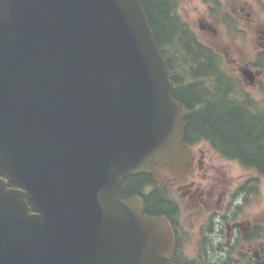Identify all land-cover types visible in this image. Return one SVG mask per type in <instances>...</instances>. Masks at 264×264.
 Masks as SVG:
<instances>
[{
    "label": "water",
    "instance_id": "95a60500",
    "mask_svg": "<svg viewBox=\"0 0 264 264\" xmlns=\"http://www.w3.org/2000/svg\"><path fill=\"white\" fill-rule=\"evenodd\" d=\"M184 116L139 0H0V264L171 260L118 190L192 172Z\"/></svg>",
    "mask_w": 264,
    "mask_h": 264
},
{
    "label": "flooded vegetation",
    "instance_id": "af4514ba",
    "mask_svg": "<svg viewBox=\"0 0 264 264\" xmlns=\"http://www.w3.org/2000/svg\"><path fill=\"white\" fill-rule=\"evenodd\" d=\"M220 2V7H213L208 0L205 2V14L196 19V39L221 57L226 76L238 81L244 92L256 95L264 89V3L257 8L241 0ZM245 47L249 49L245 50ZM232 89L236 88L233 86ZM207 146L204 141L187 146L193 155L190 174L156 183L172 206L170 213L146 214L145 200L139 196L143 200L144 213L167 219L174 233L175 251L194 264H264L261 225L245 221L241 209L252 197L250 192L257 196L259 191L251 185L245 187L247 180L235 185L224 182L218 172L219 160L215 157L219 154ZM7 187L16 188L13 184H7ZM155 190L158 189L154 185L147 186L146 195ZM185 213L201 219L194 233L196 240H191L195 253L191 258L181 252L184 246L179 234L183 230Z\"/></svg>",
    "mask_w": 264,
    "mask_h": 264
},
{
    "label": "trees",
    "instance_id": "16d2710c",
    "mask_svg": "<svg viewBox=\"0 0 264 264\" xmlns=\"http://www.w3.org/2000/svg\"><path fill=\"white\" fill-rule=\"evenodd\" d=\"M208 1L216 7V1ZM139 2L165 61L171 96L185 109V145L207 142L220 157L255 174L245 187L258 189L259 179H264V109L243 91L238 81L226 76L221 57L196 39L194 31L177 12V0ZM233 86L236 89L230 90ZM153 185L158 190L147 196L146 187ZM132 196L144 198L146 214L168 215L172 209L163 189L144 174L122 181L118 197L123 200ZM158 264H194V261L181 258L179 251H175L171 260Z\"/></svg>",
    "mask_w": 264,
    "mask_h": 264
},
{
    "label": "rangeland",
    "instance_id": "374dc122",
    "mask_svg": "<svg viewBox=\"0 0 264 264\" xmlns=\"http://www.w3.org/2000/svg\"><path fill=\"white\" fill-rule=\"evenodd\" d=\"M216 1L218 7H220V0ZM223 3L225 0H221ZM243 2H248L249 5L256 6L257 8L262 7L264 0H241ZM262 2V3H261ZM216 5V7H217ZM205 1L204 0H177V12L179 16L190 26L194 31L196 28V19L197 16L205 14ZM252 48V47H251ZM248 50V47L244 48ZM242 87V86H241ZM253 100L262 106L264 109V89H261L256 95L248 94ZM209 149L210 147L207 146ZM215 153V152H214ZM216 154V153H215ZM218 158L220 164V170H218L220 178L226 183L238 184L244 182L248 179H253L255 174L247 170H243L237 163L225 160L219 155H215ZM258 194L255 197H252L249 202H246L245 206L241 209L243 211L242 216L245 221H255L261 225V230L264 233V179L260 178L258 183ZM175 195V194H174ZM183 230L180 231V242L184 246L181 249L182 255L191 258L194 257L195 253L193 252V242L194 233L199 227L201 221L199 216L189 215V213L183 214ZM196 240V239H195Z\"/></svg>",
    "mask_w": 264,
    "mask_h": 264
}]
</instances>
